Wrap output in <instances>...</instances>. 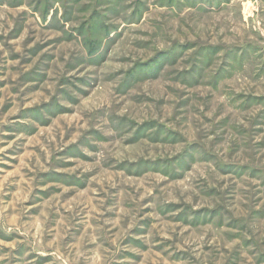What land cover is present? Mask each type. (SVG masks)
<instances>
[{"label":"rangeland","instance_id":"obj_1","mask_svg":"<svg viewBox=\"0 0 264 264\" xmlns=\"http://www.w3.org/2000/svg\"><path fill=\"white\" fill-rule=\"evenodd\" d=\"M25 3L26 0H0V26L6 27L8 21L13 23L6 38L0 27V39H18L27 22L35 16L40 17L38 32L32 29L24 43L31 44L37 34L48 36L43 43L37 41L31 48H25L23 55L10 51L4 58L0 53V148L5 149L0 152V212L6 210L9 221L19 213L16 223H28L33 226L34 235H40V243L45 247L31 252L28 258H35V264H193L196 255L184 248L172 251L171 255L164 251L173 241L179 242L178 232L194 237L208 233L206 238L211 239L217 227L232 228L234 225L224 226L222 220L215 219L219 215L217 209L222 207L220 203L215 209H194L198 215L191 220L184 214L173 215L180 204L169 201V195L184 192L190 193L197 202H211L221 199L222 190L235 202L237 197L248 192L249 184L255 187L253 182L264 175V127L259 126L264 124V80L261 79L264 77V37L259 36L255 28L236 30L240 20L264 19V0L258 3L241 0L238 13L227 22L233 26L226 32L216 28L219 33L216 40L208 36L198 42L199 47L192 40L180 46L182 53L196 47L194 55L207 69H184L187 79L173 75L176 57L159 47L163 40L154 42V34L162 31L157 9L182 10L181 0H132L131 3L128 0H89L83 5L80 0H70L64 11L65 23L69 21L72 8L79 5L76 10L86 14V18L74 28L83 38L78 43L90 55L99 53L88 61L90 66L99 68L106 64L109 70L90 88L89 80L79 77L82 95L68 99L73 104H86L91 109V122L99 123L113 107L112 94L124 97L109 116V124L105 125L116 132L115 136H105L93 127H82L75 108L64 107L55 98L44 99L53 90L62 91L52 77L58 66L54 62L58 56L62 61L68 51L62 45L70 44L73 37L70 33L64 37L52 35L62 27L55 14L49 19L55 0H27L30 14L23 10ZM5 7L9 9L7 20L3 18ZM16 9L21 11L14 16ZM116 21H122L124 27ZM49 45L52 48L45 52ZM5 47L11 45L6 43ZM17 60L18 64L12 63ZM115 64L120 67L112 71ZM65 67L71 69L72 64ZM237 69L244 74L259 69V73L250 80L247 86L250 91L236 93L235 99L225 105L208 88L234 89L239 84ZM64 82L61 79L60 83ZM175 83L182 87L173 89L171 85ZM110 85L115 86L109 88ZM16 93L19 96H15ZM24 97L27 99H21ZM14 98L20 104L18 110H14ZM45 104L48 105L47 119L40 112ZM201 110L213 112L216 117L214 127L219 133L214 137L216 148L219 151L227 149L232 156L247 161L217 169L220 177H235L233 183L221 188L200 187L199 174L206 170L215 153H204L196 159L199 147L196 141L188 145V151L178 161L180 171L167 169L163 181L159 180L160 170L148 163L133 165L123 161L112 165L114 153L140 151L137 141L157 123L148 118L136 126V118L155 112L162 121L166 118L171 123L180 116L187 122L197 118ZM121 112L123 115H119ZM65 126V141L77 132L83 135L75 144L54 153L51 168L45 164L43 170H35L43 143L49 138L54 143ZM129 126L135 127V135L124 139L125 130H131ZM165 126L161 123V127ZM175 130V125L171 124L169 131ZM187 133L194 134V129L189 126ZM12 141L15 143L6 147ZM153 143L157 149L167 151L169 148L155 138ZM80 147L101 153L104 159L97 163L96 156L85 155ZM171 147L175 148L176 144ZM176 155L173 151L157 159H174ZM41 163L45 162L41 160ZM150 188L152 194L145 195ZM252 197L256 198L257 208L264 206L259 189L252 192L249 199ZM54 199L58 203L45 207L44 201ZM44 215L48 218L41 223ZM2 224L0 221V239L20 238L16 232L5 233ZM36 226H39L38 232ZM170 230L172 240L166 238ZM233 239L230 231L224 233L226 243ZM248 243L245 241V246ZM214 247L209 243L203 251ZM23 250L25 246L20 245L14 252L21 255ZM242 256L239 245H233L231 253L223 260L219 254L210 253L207 264H240ZM256 264H264V253L256 258Z\"/></svg>","mask_w":264,"mask_h":264},{"label":"clouds","instance_id":"obj_2","mask_svg":"<svg viewBox=\"0 0 264 264\" xmlns=\"http://www.w3.org/2000/svg\"><path fill=\"white\" fill-rule=\"evenodd\" d=\"M70 0H55V5L53 9L49 11V19L55 14L56 21L59 25H62L61 29L52 35L64 37L66 33H70L73 37V40L70 44L62 45L63 49H67V53L63 55L61 61L58 56L57 61L54 63L58 65L54 68L52 77L56 81L58 88L62 91L53 90L48 96L44 99L51 100L55 98L56 102L60 105L67 108H75L78 113V119L82 122L81 126L84 128L93 127L97 131L101 132L105 136H115L116 132L112 130L111 127H105L109 124V116L112 111L115 110L116 106H119L120 102L124 99L117 94H112V105L109 112L105 114L103 119L99 123H92L91 116L89 112L91 109H88L87 105L73 104L69 102L68 97L79 98L82 95L81 85L78 78L85 76L89 80V88L95 83V80L101 76L105 71H108V67L105 64L103 67H93L90 66L88 61L99 53H88L86 49H82V46L79 41L83 38L78 36L74 31V28L79 27L82 19L86 18V14L82 15L76 9L79 5L74 6L71 10V16L69 21L65 23L64 11L67 7ZM89 0H80V4H86ZM129 3L132 0H128ZM258 3L259 0H254ZM241 0H181L182 10L173 9L169 11L167 8L157 9V19L161 21L162 31L154 34V42L159 43L160 40H163V43L159 44L161 49L167 51L169 55L174 54L176 57V64L174 68L176 71L173 75H180L182 78H189L185 73L184 69L199 68L207 71L203 63H199L195 57L196 47L192 48L188 53H182L180 51V46L184 45L185 41L192 40L197 42V47H199L198 42L202 39H207L208 36H211L212 40H216L219 33L215 31L219 27V32H226L229 27H232V23H227L232 21V18L239 11V4ZM62 5H64L62 7ZM25 12L31 13V8L27 6V0L23 8ZM58 10V11H57ZM206 10V11H205ZM9 9L7 7L3 10V18L7 20V13ZM21 9H16L13 12L15 16L19 13ZM251 15V13H249ZM40 17L35 16L33 19H30L24 27L23 32L18 39L7 40L0 39V53H3V57L7 58L10 51H15L23 55V50L25 48H31L37 41L43 43V40L47 38L48 34H37L36 39H33L31 44H25V39L29 36V33L32 29H37L38 32V21ZM121 24V27H124L122 21H116ZM13 26L12 21H8L6 27H2V34L6 38L8 32ZM255 28L259 36L264 37V19H254L251 22H246L245 20H240L237 31H246L249 28ZM10 44V48H6L5 44ZM52 48V45H49V48L44 49L45 52L49 51ZM156 54L155 52L153 53ZM12 63H19L15 61ZM71 63L72 68H66L65 65ZM32 65H28V68H31ZM119 64L112 65L111 70L119 68ZM239 73V84L238 86L229 89H219L213 90L208 88V91L213 95L219 96V102L227 105L229 100H233L236 97V93L250 91L251 89L248 86L250 80L258 75L259 69L255 71H250L247 74H244L237 69ZM19 75V73L17 74ZM16 77H13L15 79ZM61 79L65 82L60 83ZM120 77H117L119 81ZM264 80V77H261ZM207 78H205L206 82ZM115 85H110L109 88L114 87ZM173 89L181 88L180 83H175L171 85ZM23 89L21 88V91ZM15 96H19V93H16ZM27 99V97L21 98ZM14 104L18 110L20 104L14 98ZM35 103V101H33ZM48 105L45 104L40 108L45 119L48 118L49 113L47 111ZM231 109H229L230 111ZM123 115V112L119 113ZM135 118V117H134ZM155 119L157 123L151 128L145 131V135L137 141L140 145L141 150L137 152L129 151H120L114 153L115 159L112 161V165L120 164L123 161H128L130 164L138 165L141 162L151 164L153 167H156L160 170L159 180L163 181L166 179V170L171 168L175 171H180L177 167L178 161L184 156V153L188 151V145L192 141H196L199 145L197 149L196 159H199L204 153H215V157L208 162L206 165V170L201 172L199 175L201 177V188H206L208 186H216L221 188L222 186H227L234 182L235 177H220L217 169L223 166L237 164V163H246L247 161L242 157H234L228 153L227 149L224 151H219L215 146L214 137L219 133L218 130L214 127L216 124V117L213 112L200 111L197 118L190 119L187 122L182 119L180 116H177L174 121L169 123L165 118L163 121L160 116L155 113H148L147 115H142L136 118V126L140 123H143L145 119ZM207 121V122H206ZM5 123L8 121L5 120ZM161 123H165V127H161ZM171 124L175 125V131H169ZM194 129V134L188 135V127ZM264 127V124L259 125ZM131 130H125L124 139L132 138L135 135V127L129 126ZM183 130V132L181 131ZM67 131V126L64 127L62 132L57 134L56 140L54 143L49 140L45 141L41 148V155L37 157L35 161V170H43L45 164L48 168L52 167V159L55 152L62 151L64 148H67L70 144H75L83 132H77L76 135L72 136L70 140L65 141L63 139V132ZM153 138L157 142L163 145H169L167 151L163 148L157 149L153 143ZM17 139H20L18 136ZM95 142V141H93ZM12 143L15 141L9 142L6 144V147H11ZM175 143L176 147L172 148L171 145ZM5 149L0 148V152ZM80 151L87 156H96L97 163H100L104 159V155L101 153H93L89 151L87 147H80ZM176 152L177 155L174 159H157V156H167L171 152ZM251 155V153H249ZM57 160L63 159V157H56ZM41 160L45 163L42 164ZM85 171L89 169H84ZM11 175V173H9ZM253 184L255 187H252V184L248 186V192H245L241 197H237L234 202L229 196L224 193L222 190L220 192L221 199L219 201L213 200L208 201H199L197 202L196 198L193 197L190 193L180 192L177 195H169L168 200L180 204V207L176 208L173 215H186L189 220L193 219L196 215L194 209L201 208H213L215 209L217 203L222 204V207L217 209L219 215L215 218L216 220H222L223 225H234L232 228L226 227H217L215 231L211 233V239L206 238L209 234L205 233L199 236L187 235L183 232L177 233V240L179 242L173 241L172 244H169L164 251L168 252V255L172 254V251H175L178 248H184L186 251L192 252L196 255L197 259L193 264H207L209 260L210 253L219 254L221 260L226 258L233 248V245H239V251L243 254L240 264H256V258L264 253V206L260 208L256 207L255 197H252L251 200L249 196L252 192H256L259 189V195L261 198H264V175L256 179ZM39 187V185H35ZM31 192V187L28 189ZM152 189H148L145 192V195H151ZM27 199V196L24 197ZM167 202V201H166ZM54 203H58V200L53 201H44L45 207H51ZM190 205L186 208L184 205ZM27 211L26 209L24 210ZM58 211V209H57ZM203 215V213H199ZM209 215H211L209 213ZM19 218V213L17 216L13 217L9 221L7 217L6 210L0 212V221L3 222L2 229L5 233L16 232L19 234L18 239H13L12 241H6L0 239V264H35V258L29 259L31 252L42 250L45 245L40 243V235L33 233V226L28 223H19L16 221ZM47 215H44L41 223L47 220ZM132 225H129L131 227ZM37 227V232L39 231V226ZM230 231L235 239L231 243H226L224 241V233ZM152 233H150L151 235ZM168 240H172L171 230L166 237ZM245 241L250 243L245 246ZM95 243V238L92 240ZM209 243L214 244V249L210 248L208 252H204L203 249ZM24 245L26 250L22 251L21 255H16L14 250L20 246ZM8 251H4V249ZM227 249V252L224 249ZM171 249V251H169ZM59 250L57 249V252ZM56 255V253H53ZM59 258V257H58Z\"/></svg>","mask_w":264,"mask_h":264}]
</instances>
